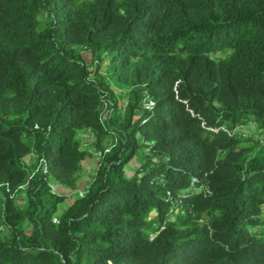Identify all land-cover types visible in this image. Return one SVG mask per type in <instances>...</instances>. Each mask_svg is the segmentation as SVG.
<instances>
[{"label": "trees", "instance_id": "trees-1", "mask_svg": "<svg viewBox=\"0 0 264 264\" xmlns=\"http://www.w3.org/2000/svg\"><path fill=\"white\" fill-rule=\"evenodd\" d=\"M251 122L264 135V0H0V264H264ZM85 128L114 142L54 222Z\"/></svg>", "mask_w": 264, "mask_h": 264}, {"label": "rangeland", "instance_id": "rangeland-1", "mask_svg": "<svg viewBox=\"0 0 264 264\" xmlns=\"http://www.w3.org/2000/svg\"><path fill=\"white\" fill-rule=\"evenodd\" d=\"M220 54V53H219ZM83 56L86 60V62L90 65V69H94V66L91 63V57L88 51H83ZM99 73L102 74L103 76L107 78L106 73H105V66L102 64V66L99 69ZM111 88L114 90L113 91V98L116 100V106L118 108V112L122 113V108L124 103L129 97V88L127 86H121V85H116L114 83L111 84ZM112 100V99H111ZM112 103V102H111ZM111 107L109 106L108 108H104L102 110V118H108V114L110 113ZM109 112V113H108ZM247 134L248 136H254L255 138H260L261 140H264V135L261 134L260 132V127H258V124L256 122H251L250 125L247 127ZM95 133V132H94ZM77 139L80 141L81 140V134L77 132ZM98 139V138H97ZM96 137L95 139L91 142L88 143L85 146V150L87 151L86 156L81 160L80 162V168L77 173V184L75 188H69L66 186H63L57 182L50 181V187L51 191L57 194L64 195L65 198L64 200L58 205V212L57 214L54 215L53 219L55 222L58 221V215L60 212L65 210L74 200L75 197L83 195L88 187L91 181L93 180L95 174H96V165H97V160L96 158V152L100 150V147L97 146V140ZM114 142L113 137L111 134H106L102 138V147H107L110 146ZM82 149V148H81ZM141 154H143V151H140ZM139 158H134L129 162V165L126 167V172L128 174L133 173L134 169L139 165ZM25 162L27 165H32L34 163V159L32 155H28L25 157ZM17 196V200L20 203V206H23L24 203L26 202V193L25 191H18L15 193Z\"/></svg>", "mask_w": 264, "mask_h": 264}, {"label": "built area", "instance_id": "built-area-1", "mask_svg": "<svg viewBox=\"0 0 264 264\" xmlns=\"http://www.w3.org/2000/svg\"><path fill=\"white\" fill-rule=\"evenodd\" d=\"M152 104H153V101L150 98H147L145 100V102H144V106L147 107V108L151 107ZM125 105H126V102L124 103L123 107H125ZM105 107L108 108L106 104H105L104 108ZM100 119L103 120L102 113L100 114ZM247 129L248 128H247L246 125H241L239 127V129H238V132L241 133L242 135H245V133L247 132ZM80 134H81V140L79 141L80 142V147L82 149H85V146L88 143H91L95 139V133H94V131L91 128H85V129H83V130L80 131ZM262 141H264V140H262ZM110 146H107L103 150H99V151L96 152V154H95L96 155V158L95 159L97 160V165H96L97 167H96V170H95L96 172H97V169H98V166H99V162L102 159L103 154L110 149ZM25 185L26 184L19 185L14 190V192H11L8 187H6V190L10 193V195L12 196V198L14 200H17V196L15 195V193L18 192L21 189H24L25 188ZM53 221L55 222L54 219H53ZM0 229L3 230V226L0 225Z\"/></svg>", "mask_w": 264, "mask_h": 264}]
</instances>
